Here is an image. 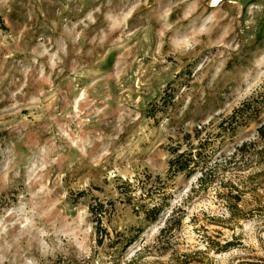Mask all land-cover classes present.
<instances>
[{
	"label": "rangeland",
	"instance_id": "rangeland-1",
	"mask_svg": "<svg viewBox=\"0 0 264 264\" xmlns=\"http://www.w3.org/2000/svg\"><path fill=\"white\" fill-rule=\"evenodd\" d=\"M263 85L264 0H0V264H264Z\"/></svg>",
	"mask_w": 264,
	"mask_h": 264
},
{
	"label": "trees",
	"instance_id": "trees-1",
	"mask_svg": "<svg viewBox=\"0 0 264 264\" xmlns=\"http://www.w3.org/2000/svg\"><path fill=\"white\" fill-rule=\"evenodd\" d=\"M264 110V85L260 90L255 91L248 99H246L242 104L236 107L229 115H227L220 123L219 126L222 130L232 129V131H236L241 126L247 125L252 121H258V118L261 112ZM197 133L201 130L197 129ZM257 136L258 139L253 141H245L237 148V152H234L231 158H236L237 155L241 157H246L252 159L255 155H259L260 158L264 162V145L262 147H258L259 141L264 144V122H261L257 127ZM178 150L174 151L176 154L170 161V168H174L176 172H191L196 170L199 166L198 161H195L193 152H181L177 153ZM200 154V153H198ZM205 176L201 177V180L204 179ZM223 198L227 203L229 212L235 217L240 216V208L239 202L242 200V195L238 193H233V191L223 193ZM96 216L100 214L101 220V211L92 210ZM161 212V207L159 205L153 206L151 209L146 211L147 217L150 220H156Z\"/></svg>",
	"mask_w": 264,
	"mask_h": 264
}]
</instances>
